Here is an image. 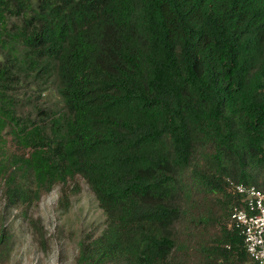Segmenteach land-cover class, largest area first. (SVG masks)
Instances as JSON below:
<instances>
[{
    "label": "trees",
    "instance_id": "16d2710c",
    "mask_svg": "<svg viewBox=\"0 0 264 264\" xmlns=\"http://www.w3.org/2000/svg\"><path fill=\"white\" fill-rule=\"evenodd\" d=\"M77 177L105 226L74 264H254L264 0H0V259L3 215Z\"/></svg>",
    "mask_w": 264,
    "mask_h": 264
},
{
    "label": "rangeland",
    "instance_id": "374dc122",
    "mask_svg": "<svg viewBox=\"0 0 264 264\" xmlns=\"http://www.w3.org/2000/svg\"><path fill=\"white\" fill-rule=\"evenodd\" d=\"M66 191L67 204L56 186L26 212L13 209L3 215L2 226L11 230L13 238L12 250L0 264H74L79 241L87 234L99 233L105 216L84 179L70 181ZM2 211L0 184V216ZM31 217L40 220L38 227L29 223Z\"/></svg>",
    "mask_w": 264,
    "mask_h": 264
},
{
    "label": "built area",
    "instance_id": "2783aa9c",
    "mask_svg": "<svg viewBox=\"0 0 264 264\" xmlns=\"http://www.w3.org/2000/svg\"><path fill=\"white\" fill-rule=\"evenodd\" d=\"M233 189L242 196L243 205L234 208L230 224L242 236L252 262L264 264V191L244 184H235Z\"/></svg>",
    "mask_w": 264,
    "mask_h": 264
}]
</instances>
